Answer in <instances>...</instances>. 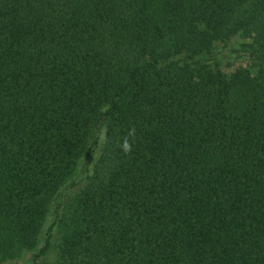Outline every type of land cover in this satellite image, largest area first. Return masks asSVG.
Wrapping results in <instances>:
<instances>
[{"label": "trees", "instance_id": "trees-1", "mask_svg": "<svg viewBox=\"0 0 264 264\" xmlns=\"http://www.w3.org/2000/svg\"><path fill=\"white\" fill-rule=\"evenodd\" d=\"M169 34L202 48L141 65ZM225 57L264 0H0V224L89 180L58 264H264V71Z\"/></svg>", "mask_w": 264, "mask_h": 264}, {"label": "rangeland", "instance_id": "rangeland-1", "mask_svg": "<svg viewBox=\"0 0 264 264\" xmlns=\"http://www.w3.org/2000/svg\"><path fill=\"white\" fill-rule=\"evenodd\" d=\"M252 2L244 4L238 12H236L231 20L229 29H232L238 24L243 12L250 8ZM249 42L242 36H237L232 42L235 46H241L244 42ZM225 41H217L214 47L221 49L225 45ZM202 45L197 41L182 37L175 34H169L167 41H162L154 54L145 57L141 61V65L147 66L148 62L157 60L159 57L169 54L170 51H176L182 55L192 53L201 49ZM161 63V62H160ZM158 62L155 65L156 70L162 69H177L176 63H164L160 65ZM211 69H201L207 72H236L246 69L253 75L258 76L264 71V57L258 59H237L234 57H225L218 61L211 63ZM198 70L197 68L194 69ZM78 149L84 146V141L75 144ZM101 146L99 148L97 158L99 159ZM96 158V159H97ZM82 154L78 158L76 169L69 176H74L78 171V165L81 164ZM64 174V173H63ZM89 186V180L84 181L80 185L72 187L64 195L60 209L57 211L53 202L51 194H41L40 204L35 209H24L21 212L22 217L33 216L35 229L33 231H25L23 225H16L12 221L5 219V223L0 224V264H58L61 256V248L64 239L69 236L73 229L71 220L76 214L79 201L84 195L86 187ZM37 214L40 218L37 219ZM38 222V223H37ZM51 233V246L46 254L40 255L37 262H34L35 254L45 245L47 235Z\"/></svg>", "mask_w": 264, "mask_h": 264}, {"label": "clouds", "instance_id": "clouds-1", "mask_svg": "<svg viewBox=\"0 0 264 264\" xmlns=\"http://www.w3.org/2000/svg\"><path fill=\"white\" fill-rule=\"evenodd\" d=\"M125 148H126V149L128 148V145H127V143H125Z\"/></svg>", "mask_w": 264, "mask_h": 264}]
</instances>
